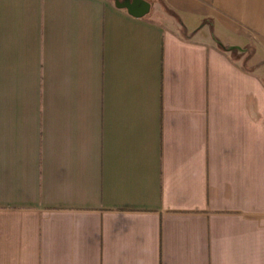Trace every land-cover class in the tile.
I'll return each mask as SVG.
<instances>
[{
  "label": "crops",
  "instance_id": "1",
  "mask_svg": "<svg viewBox=\"0 0 264 264\" xmlns=\"http://www.w3.org/2000/svg\"><path fill=\"white\" fill-rule=\"evenodd\" d=\"M144 1L0 0V264H264V0Z\"/></svg>",
  "mask_w": 264,
  "mask_h": 264
},
{
  "label": "water",
  "instance_id": "2",
  "mask_svg": "<svg viewBox=\"0 0 264 264\" xmlns=\"http://www.w3.org/2000/svg\"><path fill=\"white\" fill-rule=\"evenodd\" d=\"M114 4L115 7L125 10L134 18H142L150 10V4L144 0H114Z\"/></svg>",
  "mask_w": 264,
  "mask_h": 264
},
{
  "label": "rangeland",
  "instance_id": "3",
  "mask_svg": "<svg viewBox=\"0 0 264 264\" xmlns=\"http://www.w3.org/2000/svg\"><path fill=\"white\" fill-rule=\"evenodd\" d=\"M233 54L237 57V56H239V52H237V51H233Z\"/></svg>",
  "mask_w": 264,
  "mask_h": 264
},
{
  "label": "trees",
  "instance_id": "4",
  "mask_svg": "<svg viewBox=\"0 0 264 264\" xmlns=\"http://www.w3.org/2000/svg\"><path fill=\"white\" fill-rule=\"evenodd\" d=\"M169 14H171V13H169ZM172 15V14H171ZM173 16V15H172Z\"/></svg>",
  "mask_w": 264,
  "mask_h": 264
}]
</instances>
